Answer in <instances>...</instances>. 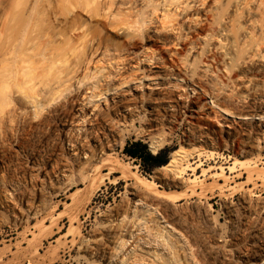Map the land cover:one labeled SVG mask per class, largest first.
Returning a JSON list of instances; mask_svg holds the SVG:
<instances>
[{
	"label": "rangeland",
	"instance_id": "rangeland-1",
	"mask_svg": "<svg viewBox=\"0 0 264 264\" xmlns=\"http://www.w3.org/2000/svg\"><path fill=\"white\" fill-rule=\"evenodd\" d=\"M247 2V9L259 19L264 0ZM107 33L112 40L125 43L120 33ZM150 34L145 47L163 56L168 65L180 68L183 44L180 48L164 44ZM171 51L178 54L171 55ZM154 70L151 75L155 79L144 81L137 92L154 96L150 104L159 108L158 123L147 128L136 118L128 128L137 134L124 138L118 131L108 141L101 135L102 145L85 141L86 149H92L93 144L103 146L101 159L91 161L90 167L77 162L86 161L89 152L78 157L61 135L59 117L72 115L70 102L59 99L37 119L28 106H21L15 117L19 123L16 119L13 126V120L11 124L2 114L8 123L3 122L12 129L0 122V264H107L108 259L111 264H120L118 259L121 264H244L252 253L264 252V177L256 176L249 185L243 174V162L264 170L257 160L264 155V117L241 121L215 107L200 113L197 109L206 97L201 88L182 85L180 97L170 85L174 79H163L161 69ZM176 72L184 78L183 71ZM248 75L255 85H245L243 78H237V93L264 96V72ZM41 76L33 79L34 89L49 93L46 84L51 80L46 79L51 77ZM52 78L50 86L54 87L56 75ZM203 79L198 81L207 94L215 91L212 79ZM58 88L57 93L62 87ZM171 90L178 107L161 98ZM151 136L160 140L158 151L169 150V169L160 166L145 172L137 160L123 152L127 143L137 140L149 148ZM63 162L68 168L60 172L58 165ZM232 162L237 164L230 169ZM181 165L186 166L182 171Z\"/></svg>",
	"mask_w": 264,
	"mask_h": 264
},
{
	"label": "bare ground",
	"instance_id": "bare-ground-1",
	"mask_svg": "<svg viewBox=\"0 0 264 264\" xmlns=\"http://www.w3.org/2000/svg\"><path fill=\"white\" fill-rule=\"evenodd\" d=\"M247 6V0H0V122L3 126V121L8 118L10 123L13 120V126L17 119L16 109L22 110L21 106H28L37 119L40 114L45 115L47 109L51 110L48 107L58 104L59 99L70 102L72 115L68 116V113L59 117L61 135L67 139L69 150L78 157L89 152L86 161L76 160L81 167L89 166L91 161L101 159L99 152L103 146L98 148L93 144L90 146L93 150L86 149L85 141H90L89 145L96 141L102 145L103 138L108 141L118 131L126 138L136 131L128 128L136 118L142 119L147 128L155 126L159 108L150 104L154 96L138 95L137 90L144 86V81L155 79L151 73L156 67L161 69L163 79H174L170 85L180 97L182 85L201 88L206 97L204 104L197 109L200 113H207L206 109L215 107L241 118V121L263 118L264 104L261 101L264 96L259 93L241 95L234 83L237 78H243L245 85H255L248 74L264 72V6L259 19ZM221 7L225 12L219 9ZM108 31L120 33L125 43L121 39L120 42L112 40ZM149 34H154L164 44L170 43L178 48L183 44L185 54L180 58V68L168 65L163 56L145 47L146 41H151ZM170 54L177 55L178 51ZM70 59L72 64L68 63ZM175 69L183 71L184 78L177 77L179 74ZM54 74L57 79L56 83L53 82L62 87L60 94L57 93V85L56 92L55 86H50L53 85ZM41 75L52 78L46 79L51 80L50 85L46 84L49 93L43 90L46 95L38 91L40 87L37 91L34 89L33 79ZM199 77L212 79L215 91L207 94L206 88L199 84ZM44 80H41L43 86ZM54 93L58 95L55 97ZM162 95L167 104L178 107L172 90ZM160 108L164 110V107ZM2 114L7 118L2 120ZM262 122L264 127V119ZM11 124L5 126L12 129ZM262 131L264 133V129ZM204 134L207 135L206 132ZM150 140L149 150L156 153L160 140L152 136ZM257 160L264 164V155ZM71 163L75 165L74 160ZM170 163L162 165V168L169 169ZM235 163L228 167L233 169ZM240 163L246 167L243 174H246L245 181L249 185L254 184L256 176L264 177V170L257 169L250 162ZM254 163L257 162L254 160ZM58 166L60 172L68 168L66 163ZM186 166L179 168L182 171ZM252 188L255 187L250 191L254 190ZM161 236L164 238L163 234ZM123 241L121 239L120 242ZM263 260L264 252L252 253L244 264H259ZM107 261L111 264L110 259ZM118 261L123 263L121 259Z\"/></svg>",
	"mask_w": 264,
	"mask_h": 264
},
{
	"label": "trees",
	"instance_id": "trees-1",
	"mask_svg": "<svg viewBox=\"0 0 264 264\" xmlns=\"http://www.w3.org/2000/svg\"><path fill=\"white\" fill-rule=\"evenodd\" d=\"M123 152L130 158L137 160L144 167L145 172H150L155 167L167 164L169 159L168 149H161L153 154L148 146L140 140L127 143L123 148Z\"/></svg>",
	"mask_w": 264,
	"mask_h": 264
},
{
	"label": "water",
	"instance_id": "water-1",
	"mask_svg": "<svg viewBox=\"0 0 264 264\" xmlns=\"http://www.w3.org/2000/svg\"><path fill=\"white\" fill-rule=\"evenodd\" d=\"M153 154H155V153H153Z\"/></svg>",
	"mask_w": 264,
	"mask_h": 264
}]
</instances>
